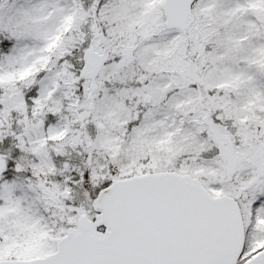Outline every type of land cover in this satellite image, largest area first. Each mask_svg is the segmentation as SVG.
Listing matches in <instances>:
<instances>
[{"label":"snow or ice","instance_id":"obj_1","mask_svg":"<svg viewBox=\"0 0 264 264\" xmlns=\"http://www.w3.org/2000/svg\"><path fill=\"white\" fill-rule=\"evenodd\" d=\"M0 264H264V0H0Z\"/></svg>","mask_w":264,"mask_h":264}]
</instances>
